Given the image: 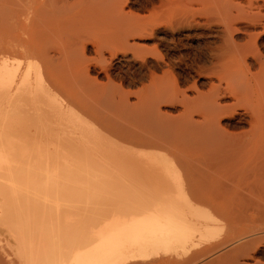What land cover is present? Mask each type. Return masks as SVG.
Returning a JSON list of instances; mask_svg holds the SVG:
<instances>
[{"label": "bare ground", "instance_id": "bare-ground-1", "mask_svg": "<svg viewBox=\"0 0 264 264\" xmlns=\"http://www.w3.org/2000/svg\"><path fill=\"white\" fill-rule=\"evenodd\" d=\"M192 1L0 0L2 264H264V0Z\"/></svg>", "mask_w": 264, "mask_h": 264}, {"label": "rangeland", "instance_id": "rangeland-1", "mask_svg": "<svg viewBox=\"0 0 264 264\" xmlns=\"http://www.w3.org/2000/svg\"><path fill=\"white\" fill-rule=\"evenodd\" d=\"M191 1H192V0H191ZM194 2H195V5H196V6H190V5H192V4H188V3H193V1H192V2H190V1L188 2V1H187V3H185V5L182 4V6L179 5L180 8L183 9V10H182L183 12H181L182 14H180V15L183 16L182 18L185 17L184 20H186V16H187L189 13H191V14H189V15H192V14H193L192 16H194V13H196V12H200V11H201V12H203V11L205 12V10H204L203 8H200V7H202V6H200L199 2H201V1H198V2H197V1H194ZM196 2H197L198 4H196ZM187 5H188V6H187ZM193 5H194V4H193ZM198 5H199V6H198ZM185 6H186L187 8H186ZM189 6H190V8H189ZM130 7H131V8H130ZM162 7H164V6H161V8H160V6H158V5H156L155 7H151V8H150V6H149V10H147L148 7L145 8V10H144V8L139 9V8H137V7L129 6V8H130V10H129V12H130L129 16L132 14L133 16H132V15L130 16V17H132V19H133V17H135V20H137L138 18L136 19V17H139V18H140V19H138L139 21H143V22H146V23L149 22L150 25H151V24H152V25L157 24V19H158V20H159V21H158V22H159V23H158V25H159L158 28L160 27L159 29H160V31H161V32L159 33V35L161 36V35H163V31H166L165 29H167V30L169 31V27H170V29H171V28L173 29V26H175V27H174V29H175V28H177L178 25H179V24L176 25V24L174 23V22H176V20H175V21H172V19H174V16L176 15V13H175L174 16H172V17L170 16V15H173V14H174V12L171 13V11H172V7L169 9V7L166 6V7H168V10H170V11L168 12V15H167V14L165 15V13H167V12H165V11H167L166 7H165V9H163ZM173 7H174V6H173ZM191 7H192V8L195 7L196 9L193 8V10H192ZM197 7H199L200 9L197 8ZM153 8H154V9H153ZM175 8H176V10H177V9H180L178 6H175ZM175 8H173L174 11H176ZM185 8L188 9V10H186V13H184ZM134 9H135V10H134ZM150 9H151V10H150ZM157 9H158V10H157ZM160 9H161V10H160ZM181 9H180L179 11H181ZM201 9H202L203 11H202ZM142 10H143V11H142ZM156 10L158 11V13H156V14L154 13V14H153L152 12H157ZM199 10H200V11H199ZM187 11H188V13H187ZM159 12H161V13H159ZM204 12H203V13H204ZM150 13H151V14H150ZM183 13H184L185 16L183 15ZM159 14H160V15H159ZM178 14H179V13H178ZM186 14H187V15H186ZM151 15H152V18H151ZM155 15L158 16L157 19L155 18V17H156ZM180 15H176V17L179 16V18L183 21V19L181 18ZM189 15H188V18L191 19L192 16L189 17ZM196 15H198V14H196ZM149 16H150V18H149ZM166 16L169 17V18H171V21H172V22H170V19L168 20V22H164L163 19L166 20V21H167V19H168ZM143 17H145V19H144ZM165 17H166L167 19H166ZM194 17H195V16H194ZM196 17H197V16H196ZM159 18H160V19H159ZM188 18H187V19H188ZM146 19H147V20H146ZM175 19L178 20V18H175ZM151 20H153V21L151 22ZM181 20H180V21H181ZM154 21H155V22H154ZM162 21H163L164 23H163V25H160V24H162ZM180 21H177V22L179 23ZM182 21H181V22H182ZM149 23H148V24H149ZM153 23H154V24H153ZM172 23H174L175 25L173 24V26H172ZM152 25H151V26H152ZM165 25H166V26H165ZM167 25L169 26L168 28H166ZM154 26H155V25H154ZM154 26H153V27H154ZM161 26H163V27H161ZM164 26H165V27H164ZM171 26H172V27H171ZM164 28H165V29H164ZM161 29H162V30H161ZM186 33L191 34V33H194V31H193V30H188V31H186ZM175 36H176V35H175ZM199 41H200V43H199ZM201 41H202V40L199 39V37H195V38H192L191 40L187 41V42H189L188 44L191 46V47L189 46V49H188V50H190V49H197V50H199V45H200L201 43H203V42H201ZM147 43H148V44H147L148 47H149V45H150V46L153 45V44H152V40L147 41ZM151 44H152V45H151ZM193 44H194V45H193ZM196 44H197V45H196ZM201 46H202V44H201ZM195 47H196V48H195ZM53 49L56 50L57 48H56V47H53ZM54 50H53V51H54ZM57 50H58V49H57ZM57 50H56V52H55L56 54H57V52H58ZM50 52H51V54H52V48L50 49ZM55 53L53 52V54H55ZM53 54H52V55H53ZM90 55H91V54H88V53H87V57H90ZM173 66H174V65H173ZM180 66H181V67H180ZM172 68H173V69H172ZM172 68H170L168 72H171L170 74H173L174 77H173V76H166V77H167V81L169 82V84L172 85L173 87H174V86H177L179 89H182V90H183V89H187V88H189V86H196L197 89H199V86H207V84H206V83H207V82H206L207 80H206L205 78H200V79H199V72L190 71V73H191V74H190V73H188V71H183V70H185V69H184V67H183L182 65H178V66H177V64H176V67L174 66V67H172ZM182 68H183V70H182ZM174 69H175V70H174ZM173 71H174L175 73L177 72L176 74H178V75H175ZM182 71H183V72H182ZM160 73H161V72H157V75L161 76ZM179 74H180L181 77L179 76ZM181 74H182V75H181ZM183 74H184V75H183ZM192 74H193L194 76H193ZM167 75H169V73H167ZM187 75H188V76H187ZM189 75H191V77H190ZM183 76H184V77L186 76V77L184 78ZM192 76H193V78H192ZM171 77H172V78H171ZM187 77H188V79H189L190 81H193V80H194V81H193V82L188 81V80L186 79ZM194 77H195V78H194ZM169 78H170V79H169ZM114 79H115V78H112V81H113V82L115 81L114 84H115L116 82H117L116 84H121V85H119V86H121V88H122L124 91L126 90V92H128V94L130 93V94H129V95H130V96H129V97H130L129 99H130V102H133V101H134V100H133L134 98L132 97V96H133L132 93H136V92L138 91V89H139V87H140V84L137 83L138 86H136V85H137V84H136L135 86H132V88H131V86H127V85L123 82V80H122V82L120 83V82H119V81H121L120 78H118V79L116 78L115 80H114ZM192 79H193V80H192ZM173 80H174V82H173ZM178 80H179V81H178ZM205 80H206V81H205ZM99 81H105V80H104V79H103V80L101 79V80H99ZM202 81H204V82H202ZM179 82H180V84H179ZM186 82H187L188 84H187ZM189 82H190V83H189ZM181 83H182V85H181ZM195 83H196V84H195ZM201 83H202V84H201ZM203 83H204L205 85H203ZM116 84H115V85H116ZM173 84H174V85H173ZM176 84H177V85H176ZM200 84H201V85H200ZM180 85L182 86V88H181ZM119 86H118V87H119ZM128 87H129V88H128ZM135 87H136V88H135ZM130 89H131V91H130ZM191 89H193V88H191ZM128 90H129V91H128ZM204 90H205V88H204ZM132 91H133V92H132ZM135 91H136V92H135ZM171 105H172V106H171ZM173 105H174V104H171V103H170V104H167V105H164V106L161 107V111L164 110L163 113H164V114L167 113L168 116H171V115L176 116V115L178 114V111H177V110L180 109V107H179L178 104H176V106H177V108H178V109H177L176 106H175V105L173 106ZM167 109H168V110H167ZM170 109H171V110H170ZM175 109H176V110H175ZM105 112H106V110H105ZM176 112H177V113H176ZM103 113H104V112H103ZM169 114H171V115H169ZM103 115H104V114H103ZM107 115H110V112H109V111H108V114H107V112L105 113V116H107ZM167 115H166V116H167ZM105 116L101 117V116L99 115V116H97L98 118H97L96 116H92L91 118H93L94 121H99L100 123L103 124V123H104L103 121L106 120V119H105V118H106ZM110 117H111V116H110ZM118 117H119V116H116V117H114L113 119H109L108 122H107L108 126H110V127L112 126V128H113V130H114L115 132H118V130H119V132H118V136H119V137H120V136L123 137V138L125 139V141H126V140H127V141H132V138H133L132 135L135 134V132H137V131H136V127H135V126H132L134 122L132 121V119H131V122H128L129 119H130V118H129L128 121H127V118H128V117L126 118V120H125V118L122 119L123 117H121V118H118ZM99 118H100V119H99ZM117 119H118V120H117ZM119 119H121V120H119ZM91 120H92V119H91ZM106 121H107V120H106ZM113 121H114V122H113ZM115 121H116V122H115ZM119 122L122 123V124L119 125ZM100 123H97V124L100 125ZM112 123H113V124H112ZM114 123H117L120 127H119L117 124H116V125H117V126H116ZM121 125H122L123 127H122ZM128 125H129V128H130V129L128 128ZM134 125H135V123H134ZM126 127H127V128H126ZM131 127H132L133 129H132ZM134 127H135V128H134ZM120 128H122V129H120ZM124 128H126L127 130L124 129ZM134 129H135V131H133ZM120 130H121L122 132H121ZM127 131H128V132H127ZM129 131H131V132H129ZM132 131H133L134 133H133ZM125 132H126L127 135L125 134ZM130 133H131V134H130ZM119 134H120V135H119ZM125 135H126L127 137H126ZM129 135H130L131 137H130ZM133 136H134V135H133ZM125 137H126V138H125ZM133 139H135V138H133ZM133 141H135V140H133ZM0 252H1V250H0ZM0 255H2V253H0ZM263 260H264V258L262 259V261H263ZM0 263H1V262H0ZM263 263H264V261H263ZM1 264H2V263H1Z\"/></svg>", "mask_w": 264, "mask_h": 264}]
</instances>
